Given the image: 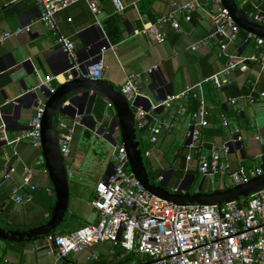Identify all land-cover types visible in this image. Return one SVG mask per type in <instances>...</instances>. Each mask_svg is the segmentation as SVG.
Instances as JSON below:
<instances>
[{"label": "crops", "instance_id": "crops-1", "mask_svg": "<svg viewBox=\"0 0 264 264\" xmlns=\"http://www.w3.org/2000/svg\"><path fill=\"white\" fill-rule=\"evenodd\" d=\"M120 1L124 7L121 11L117 10L113 0H99L102 11L99 16L101 27L85 2L69 7L58 16L62 33L75 42L81 63L98 55L103 46L107 47L104 53L107 66L104 73L105 81L121 88L127 74H143L144 80L140 83L143 94L148 93V87L155 82L161 89L168 88L171 92L167 97L169 99L182 94L188 87L224 68L226 58L220 49V38L214 34L212 20L201 10L194 13L191 22L180 18V30L167 27L165 30L167 39L163 44H157L146 36L136 34L143 24L153 23L159 17L173 11L176 6L189 4L195 0ZM198 2L205 8L213 7V0ZM245 2L246 0H238L242 8L247 4L251 5V2L247 4ZM252 2L264 10V0ZM113 26L117 28V34L116 31L115 33L112 31ZM21 27H31L32 33L12 37L0 45V106L3 116L9 117L7 122L11 136L28 128L29 121L35 113L37 100L27 96L19 110L18 103L6 105L5 102L14 101L25 95L27 89L33 90L40 80L47 76L59 79L60 85L65 83L69 69L67 57L57 43V36L41 21V7L36 1L0 0V30L15 31ZM110 31L114 36L120 35L121 40L113 42L109 36ZM201 39H206L208 46L193 51L191 47ZM247 40L241 33L238 41L229 46V53L245 57L257 56L260 49L256 41ZM107 42L113 48L108 47ZM24 61H32L36 66L34 77H29L22 67ZM155 68L156 70L149 74L148 71ZM231 80L230 85L222 88H216L212 84L205 85L204 98L209 111L210 125L202 129L198 151L187 149L189 142L187 123L196 109V101L192 99L172 101L155 113L153 120L149 121L147 131L143 135V141H146L147 145L146 151L151 152L148 165L157 180L165 182L168 188L171 187L172 192L180 187L189 171L197 173L196 182L192 187L199 185L203 177L198 170L199 157L202 155L210 157L214 149L229 144L233 137L232 133L237 129L242 136V146L224 154L222 161L232 171H237L240 167L253 169L264 164V101L250 103L247 98L242 99L253 89L264 90V73L260 71L258 62L249 61L237 69ZM54 84L58 85V81ZM234 98L238 99L237 107L230 103ZM99 100L103 99L99 98L97 101ZM159 103H155V106ZM96 104L97 102L92 111L93 118L83 117L81 125L77 127L71 154L65 158L71 196L67 218L58 234H66L96 224L98 221L92 202L95 200L97 185L112 172L110 155L104 170L103 160L106 152L113 151V145L101 139L93 140L92 128L96 121L97 127L101 124L108 127L115 113L105 103L107 106L105 113L100 117L98 115L100 108L96 107ZM75 114L76 109L71 108L66 114L59 115V118L72 123ZM158 121L173 123L175 129L171 134L162 133L157 144L152 145L149 138L152 128ZM224 121L228 122V126L224 125ZM118 136L119 134L117 139L120 138ZM188 155L192 157L190 161L187 160ZM8 159L13 172L0 184V217L4 224L14 230H26L47 222L51 218L57 196L49 181L41 147L30 142L9 147L0 142V167ZM27 168L33 170V182L38 187L33 193V202L19 203L10 195L4 199V194H8L13 187L23 185V176ZM189 182L191 178L186 183ZM205 185L208 186V191H204ZM232 185L230 177L216 175L205 179L203 191L222 190ZM27 191L28 189L24 188L22 194ZM118 248L120 247L116 248L107 243L91 249L89 252L97 253L100 261L89 260L91 253L88 252L72 253L66 260L59 262L56 260L55 250L46 240L24 244L0 241V264H130L137 260L138 257L134 254L122 257L125 253H121L117 257ZM133 258L135 260L129 262Z\"/></svg>", "mask_w": 264, "mask_h": 264}, {"label": "built area", "instance_id": "built-area-1", "mask_svg": "<svg viewBox=\"0 0 264 264\" xmlns=\"http://www.w3.org/2000/svg\"><path fill=\"white\" fill-rule=\"evenodd\" d=\"M41 7V21L57 36V43L65 53L69 69L66 80H72L74 73L77 77L91 80L104 79L106 62L104 53L107 47H103L98 55L92 56L88 61L81 63L78 59L75 42L62 33L59 22V13L69 7L85 2L97 24L101 27L99 16L102 11L99 0H35ZM117 10L124 9L120 0H113ZM252 8L246 13L251 19L264 25V10L252 0ZM242 8V7H241ZM201 10L210 18L214 25V34L220 38V49L226 58L224 68L212 76L203 78L195 85L188 87L182 94L160 102L151 110L165 107L172 101L192 99L197 102L196 109L187 123L189 142L187 149L198 151L201 142L202 129L209 127V111L204 98L205 85L212 84L216 88H222L232 83L231 77L239 67L246 62L255 61L260 65V71L264 73V40L248 34V40L256 41L260 52L257 56L245 57L231 54L228 49L238 41L242 30L235 24L229 11L222 6V0H213V7L205 8L198 0L192 3L176 6L166 15L159 17L155 22L143 24L137 35L150 38L157 44L166 42V28L180 30V18L191 22L193 15ZM31 27H21L15 31L0 30V45L5 44L12 37L22 34L30 35ZM206 39L197 41L191 48L198 51L206 48ZM110 48L111 47L110 45ZM155 69L148 72L152 74ZM144 75L139 73L127 74L121 87L127 99L134 103L142 95L140 83ZM58 81V85L54 84ZM56 77L47 76L41 79L33 89L40 91L37 99L35 113L29 121L26 130L10 135L9 129L3 119L0 106V142L9 147H15L23 142H30L38 147L42 146V120L45 113L47 94H54L60 86ZM27 91L25 94L29 93ZM247 98L250 103L257 100L264 101V90H251ZM16 103L6 101L5 104ZM231 105L237 107L238 99H231ZM135 118L139 129L148 126V115L143 108H135ZM83 115L76 113L74 121L68 123L59 118L58 139L64 158L72 151V144L77 127L81 125ZM228 126V122L224 121ZM175 124L157 122L152 128L149 138L152 145H156L162 133H173ZM117 133V134H116ZM119 130L113 134L115 144L111 153V162L114 164L111 174L99 182L95 191L93 208L98 215L96 224L84 226L66 234H55L46 238L49 246L55 250L56 260L62 261L72 253H88L91 249L110 243L114 247L125 250V255H137V260L130 264H264V191L242 203H232L226 206H177L173 203L161 200L150 194L129 168L127 152L121 141L117 139ZM120 136V135H119ZM230 143L242 141L240 130L232 133ZM238 137L235 139V137ZM230 151L229 144L222 145L213 150L210 157H199V173L203 177L223 175L230 177L233 185L249 183L252 179L264 174V164L260 167L247 169L240 167L232 171L222 161L224 154ZM147 157L151 155L146 151ZM8 157V154H7ZM192 157L187 156L190 161ZM13 169L10 160L0 167V184L10 177ZM34 172L27 168L23 176V185L12 189V198L19 203H32L33 193L37 185L33 182ZM162 180V178H160ZM28 189L22 194V190ZM177 189L175 190V192ZM91 253L89 260L100 261L97 253Z\"/></svg>", "mask_w": 264, "mask_h": 264}, {"label": "water", "instance_id": "water-1", "mask_svg": "<svg viewBox=\"0 0 264 264\" xmlns=\"http://www.w3.org/2000/svg\"><path fill=\"white\" fill-rule=\"evenodd\" d=\"M222 6L229 11L231 18L243 32L264 40V25L256 22L244 13L238 0H222ZM247 41L250 42L251 39ZM107 46L110 47L109 42H107ZM22 67L29 77L35 76L36 66L32 61H24ZM76 75L77 73H74L72 80L61 84L54 94L50 95L46 93L45 95L48 100L42 120L41 149L50 184L57 196L51 218L47 222L30 229L14 230L6 227L0 217V240L12 244L34 243L58 234L67 218L71 196L68 169L58 139L57 126L59 115L66 114L71 108H75L76 113L83 115L84 118H93V107L99 98L103 99L113 109L115 117L108 123V127L102 124L100 127H97L98 121H96L92 128L94 132L92 139H101L108 144L114 145L113 134L118 129L121 143L127 152L131 172L153 196L177 206L220 207L232 203L245 202L264 191L263 174L258 178L252 179L247 184L232 185L226 189L212 192L203 191L206 177H202L200 184L197 185V190L192 193L190 188L196 182L197 173L195 171L187 173L176 192L169 191L165 182L156 181L149 172L148 157L143 145V135L146 133L148 126L144 129H139L135 118V108L141 107L145 112L150 113L155 103L166 101L168 95H171L168 88L161 89L154 82L148 87V93H142L134 103H131L117 85L104 79L91 80L83 77L78 78ZM27 91L30 92L16 99L18 110L27 96L35 100L41 96L40 91L28 89ZM163 108L161 106L154 109L153 113L148 115V120H153V115ZM8 118L6 115L3 116L10 130L7 122ZM237 138L236 136L235 139ZM241 146L242 142L240 141L229 143L230 151L239 149ZM113 166L114 164L112 163ZM189 178H191V182L187 184L186 182Z\"/></svg>", "mask_w": 264, "mask_h": 264}, {"label": "trees", "instance_id": "trees-1", "mask_svg": "<svg viewBox=\"0 0 264 264\" xmlns=\"http://www.w3.org/2000/svg\"><path fill=\"white\" fill-rule=\"evenodd\" d=\"M251 8H252V5H250V4H247V5H245L243 8H242V11L244 12V13H248L250 10H251ZM114 28H113V30L112 31H114V33H115V31H116V27L115 26H113ZM112 31H110L109 32V36H110V38H112L111 40L113 41V42H118L119 40H121V36L120 35H115L114 36V33H112ZM116 34H117V31H116ZM242 34L244 35V37H245V39H248V34L247 33H245V32H243L242 31ZM107 104V103H106ZM106 104H105V102L103 101V100H99V101H97V104H96V107H98V108H100L99 109V111H98V115L100 116V117H102L103 116V114L105 113V110H106V107L108 106V104H107V106H106ZM2 189H4V186H3V188ZM5 195V197H3L4 199H7V196H12V189L9 191V193L7 194V193H5L4 194ZM4 199L2 200V201H4ZM6 226V225H5ZM6 227H8V226H6ZM0 241H2V240H0ZM2 242H4V241H2ZM6 243H8V242H6ZM64 260H66V259H64ZM65 262V261H64Z\"/></svg>", "mask_w": 264, "mask_h": 264}, {"label": "rangeland", "instance_id": "rangeland-1", "mask_svg": "<svg viewBox=\"0 0 264 264\" xmlns=\"http://www.w3.org/2000/svg\"><path fill=\"white\" fill-rule=\"evenodd\" d=\"M118 138H119V136H118ZM119 141H121V137L118 139ZM143 145H144V148L146 149L147 147V145H146V141H143ZM112 151L111 150H109V153L108 152H106L105 153V155H104V160H103V162H105V165H104V167H103V170H104V168L106 167V165H107V163L109 162V155H110V159H111V153ZM66 159H65V164H66ZM66 166H67V164H66ZM148 167H149V172L151 173V167L148 165ZM101 168H102V166H101ZM151 170V171H150ZM151 175H152V177L153 178H155V180L157 181V177H156V175L154 174V173H151ZM197 187V186H196ZM195 186L194 187H191L190 188V191L192 192V193H194L195 192V188H196ZM208 189V186L207 185H205L204 186V191H208L207 190ZM168 190L169 191H171L172 192V189H171V187H169L168 188ZM121 253H126L124 250H122V249H120V248H118V252H117V254H116V256L118 257V256H120V254ZM132 258V257H131ZM133 260H135L134 258L133 259H131L129 262H131V261H133ZM128 262V260H125V262ZM122 264H125V263H122Z\"/></svg>", "mask_w": 264, "mask_h": 264}]
</instances>
